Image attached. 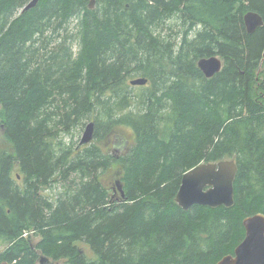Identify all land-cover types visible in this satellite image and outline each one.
<instances>
[{
	"label": "trees",
	"instance_id": "obj_1",
	"mask_svg": "<svg viewBox=\"0 0 264 264\" xmlns=\"http://www.w3.org/2000/svg\"><path fill=\"white\" fill-rule=\"evenodd\" d=\"M30 1L0 0V262L216 264L233 254L243 220L264 215V24L249 35L243 23L248 12L264 22V0H96L93 10L38 0L22 13ZM178 14L176 46L160 30ZM211 56L222 68L206 79L196 63ZM137 78L147 84L134 93ZM86 121L90 144L57 138ZM115 129L132 136L120 158ZM223 160L236 165L233 206L181 209L182 175ZM114 165L118 195L103 180ZM60 180L58 194L43 193Z\"/></svg>",
	"mask_w": 264,
	"mask_h": 264
},
{
	"label": "water",
	"instance_id": "obj_2",
	"mask_svg": "<svg viewBox=\"0 0 264 264\" xmlns=\"http://www.w3.org/2000/svg\"><path fill=\"white\" fill-rule=\"evenodd\" d=\"M38 0H31L22 13L34 8ZM95 0H90L89 8H93ZM243 23L247 34L251 35L262 27V18L253 12H248L243 17ZM223 60L218 56L200 58L197 67L206 77H212L219 72ZM264 62V49L259 65L261 70ZM146 80L137 78L130 81L131 86H144ZM94 135V122H89L83 129L78 148L90 144ZM132 136L123 130L112 131L111 152L116 158L125 156L130 148ZM236 171L232 162L223 160L217 163L200 164L190 169L182 177L180 187L175 197L176 204L188 211L193 206L218 208L221 205L231 207L233 204V182ZM115 189L122 194V186L115 181ZM115 192V191H114ZM245 235L241 243L236 246L233 254L221 258L216 264H264V215L255 214L243 220ZM0 264H8L6 261ZM38 264H54L48 258L40 256Z\"/></svg>",
	"mask_w": 264,
	"mask_h": 264
},
{
	"label": "rangeland",
	"instance_id": "obj_3",
	"mask_svg": "<svg viewBox=\"0 0 264 264\" xmlns=\"http://www.w3.org/2000/svg\"><path fill=\"white\" fill-rule=\"evenodd\" d=\"M95 5H96V1H95ZM179 16L180 15L178 14V15H175L174 17H172L171 19H169L171 21H168L167 23H165L164 27L160 30L161 35H164V37H167L169 39V41L171 43L175 44L176 46H178V43H179L180 38L182 36V32L185 30V26L178 21ZM70 32L74 33V29L72 28L70 30ZM74 50L77 51V48L74 47ZM130 87L133 88L134 93L138 92L137 90H135V87H137V86H131L130 85ZM86 123H88V122L86 121L85 124ZM83 129H84V127H82L81 130H79V129L73 130L70 135H65L64 133L57 132L56 136H57V138L62 140L64 143H70L72 147H76L77 143L79 142V140L82 136ZM108 147L110 149V146L107 145L106 148H108ZM117 171H119V167L117 165H114L110 169V171H108L104 175L103 180H104V183L106 185L110 186V189L112 191L111 194L115 193L118 195V193L116 192V189H115V181L117 180L115 178V176H116L115 173ZM60 186L63 187L61 180L58 181L57 183H55L52 187H50L47 191H44L43 193L49 194V196H55L56 194H58V192L61 191L62 187H60ZM37 241H38V238L35 236H32L31 244H35ZM7 246H8L7 242L0 241V253L3 250H5L7 248ZM81 248L83 249L84 252L88 251L86 247L82 246ZM56 264H65V263L61 261V262H58Z\"/></svg>",
	"mask_w": 264,
	"mask_h": 264
},
{
	"label": "bare ground",
	"instance_id": "obj_4",
	"mask_svg": "<svg viewBox=\"0 0 264 264\" xmlns=\"http://www.w3.org/2000/svg\"><path fill=\"white\" fill-rule=\"evenodd\" d=\"M96 1V0H95ZM89 5H90V2H89ZM89 5H88V9L89 10H93L94 9V6H95V3H94V6H93V8L91 9V8H89ZM255 32V31H254ZM253 32V33H254ZM60 43V42H59ZM264 49V48H263ZM196 65H197V63H196ZM197 67V66H196ZM221 68H222V62H221V66H220V70H219V72L221 71ZM219 72H217V73H215L212 77H214L216 74H218ZM204 75V74H203ZM204 77L206 78V79H211L212 77H206L205 75H204ZM129 84H130V82H129ZM146 84H147V81H146ZM145 84V85H146ZM141 87V86H140ZM228 162H232L233 163V165H234V167H235V171H236V165H235V163H234V161L233 160H228ZM186 174V172L182 175V177L184 176ZM182 177H181V180H182ZM181 180H180V184H181ZM180 187V186H179ZM234 191V190H233ZM178 192V191H177ZM234 195V194H233ZM232 201H233V199H232ZM176 203V202H175ZM233 204H234V201H233ZM233 204H232V206H233ZM221 206H223V207H225V208H231V207H226V206H224V205H221ZM220 207V206H219ZM245 231V230H244ZM244 235H245V233H244Z\"/></svg>",
	"mask_w": 264,
	"mask_h": 264
}]
</instances>
